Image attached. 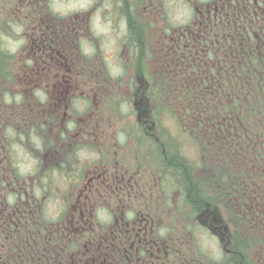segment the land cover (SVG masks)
<instances>
[{
	"label": "trees",
	"instance_id": "obj_1",
	"mask_svg": "<svg viewBox=\"0 0 264 264\" xmlns=\"http://www.w3.org/2000/svg\"><path fill=\"white\" fill-rule=\"evenodd\" d=\"M6 1L7 8L30 5L40 32L65 19L49 13L48 0ZM204 6H194L183 25L174 21L165 1L158 16L145 6L146 15L161 19L153 36L149 25L154 20L144 13L137 20L132 6L121 3L128 31L124 42L134 53L132 70L146 78L144 89L134 76L126 87L130 101L143 98L147 124L125 130L116 122L97 123L93 116L90 125L89 107L79 114L78 141L73 142L102 151L96 146L100 139L89 135L105 139L111 131L120 148L121 134L125 142H140L146 126L154 123L148 150L134 166L139 171L117 172L124 179L115 182L101 170L105 180L85 191L89 202L74 211L67 206L55 219L39 209L35 192L28 218L4 219L10 193L3 196L0 264H264V0H210ZM88 41L94 47L95 41ZM39 48L43 56V45ZM64 50L66 57L76 58L69 63L76 69L99 64L107 70L98 50L93 58L79 48L65 45ZM10 58L0 53L2 97L12 88V83L1 88L10 79L5 67ZM98 77L92 78L97 98L112 102L116 119L135 115L131 107L121 112L127 99L110 92L121 86L119 78L112 80L106 71ZM64 149L60 166L71 168L75 154ZM102 154L100 162L107 167L109 156ZM206 212L217 213L226 225L223 234L210 231Z\"/></svg>",
	"mask_w": 264,
	"mask_h": 264
},
{
	"label": "flooded vegetation",
	"instance_id": "obj_2",
	"mask_svg": "<svg viewBox=\"0 0 264 264\" xmlns=\"http://www.w3.org/2000/svg\"><path fill=\"white\" fill-rule=\"evenodd\" d=\"M23 1L26 0H19V3H23ZM125 1L128 7L132 6V12L135 13L134 18H137L138 20V18L141 17L140 11H142V13L145 11V0H136L138 2L137 6L135 0H112L113 7L111 10L116 11L123 19L126 18L121 14L120 5ZM148 2L153 3L154 1L152 0V2ZM16 6L17 5L11 8L5 7L7 10L6 13L2 12V6H0V31H2V29H8L7 24L3 22L4 20H7V17H4L7 13H10L9 16H14V18L17 14H20V16H18L20 19L19 21H26L27 25L30 27L29 31L31 32V36H28V38L34 36V39L31 38V40H29L31 45L30 56L24 59V68L15 71L13 77L14 80L11 84L12 88L10 93L12 95H15L17 92L23 93V103L19 106L15 104L11 106L5 105L1 100L2 94L0 93V184L3 181V177H5L11 179V183H14V187H16V190H13V194L16 196L17 200L11 208V213L7 214V216L12 217L13 220H19V217L24 216V209L20 202L23 197L28 199V189L32 190L34 176L30 175L21 177L17 174L8 150L10 141L5 138L4 129L8 126H12L17 132L23 133L25 137L28 136L32 129H35L42 137L44 141L43 154L36 152L31 144L25 143L24 146L33 156L41 158L42 164H40L39 170L36 174L40 173L42 175V184L44 185V174H47L50 169L59 167L54 165V163H57L58 160L65 162V146L68 152L75 153V150L73 149L75 143L73 141H78V136L75 130L73 132L67 130L65 122L69 120L78 121L80 119V113H77L74 110L71 112L68 111L70 108L69 100L73 96L79 95L89 101V98L84 94L85 92L89 94L93 90L97 97L95 85L90 87L92 88L91 90L85 91L87 79H90V81L93 82L92 78H97L99 75L105 73L104 71L97 70L96 66H93L92 64L93 68L91 70L76 69L75 65H69V63L76 58L72 56L66 57L64 50L65 45L69 50H73L74 47L78 49L79 37L82 36L79 31L82 26L88 24L95 9H91L90 15L86 16L85 23L55 21L53 25L48 23L45 26V31L40 32L37 23L34 21L35 17L33 16L32 7L23 4H21L19 8ZM24 9H27V12H24ZM38 13L42 14V11H39ZM82 14L79 17L84 19V15ZM77 17L78 16H75L74 18L78 19ZM76 25L77 27H75ZM42 45L44 55L39 56V46ZM56 57H59L62 62L56 60ZM69 67L71 69H69ZM9 74L10 77H12L13 71ZM130 74V76H135L134 71ZM81 77H83L85 85L80 83ZM23 82L26 84V87L23 86ZM82 86H84V88H82ZM34 89H42L45 91L50 98L49 102L43 105L40 104L33 95ZM91 116L92 113L88 115L90 125L93 120ZM62 133L64 134V138L61 136ZM93 137L99 138L100 141L105 140L106 146H109L110 141L108 136L104 139V136L94 134ZM90 138L92 137L90 136ZM67 141L70 143H67ZM96 146L98 145L96 144ZM100 167L95 165L94 168H89L92 172L87 176L88 179L86 184L82 186L84 187V190L90 191L97 189V181L102 177L97 174L100 170H103L102 174L106 173L108 180H112L114 177L115 178L112 181L115 182L117 178L124 179L121 176L119 177L117 172L115 175L111 174V170L115 169L112 165L106 168ZM74 178L75 177H72L70 180H73ZM102 180H105L104 177H102ZM124 183L125 182H123V184ZM81 196L82 193L79 192L78 197L76 198L78 204L82 200L89 202L87 194H84L82 199ZM20 221L21 220H19V222Z\"/></svg>",
	"mask_w": 264,
	"mask_h": 264
},
{
	"label": "rangeland",
	"instance_id": "obj_3",
	"mask_svg": "<svg viewBox=\"0 0 264 264\" xmlns=\"http://www.w3.org/2000/svg\"><path fill=\"white\" fill-rule=\"evenodd\" d=\"M153 1L156 2V4L154 5L152 3V7H149L150 3L148 1L144 2L146 8L148 7L147 9L152 10L158 16L159 14L157 13V11L161 13L160 8L162 5V2L165 1L167 8L169 9L170 13H172V17L174 21L177 22L178 24L183 25L186 21H189V18L191 16V11L194 10V6H196L198 9H202L203 7H205L204 5H206L210 0H191L187 2L188 4H186L187 0H153ZM135 2L137 6L138 2L136 0ZM7 3L8 1L6 0H0V6H2L3 13L7 12L5 8ZM103 3H104V0H96L95 5L92 8H90L88 11L73 13L69 15L67 18H65L66 19L65 22L69 23L70 21H72V22H78V23H85L86 20L83 18H80L79 16H81V14L83 13L82 15H84L83 17L85 18L86 16L90 15L91 9H95L93 14L91 15V17H93L95 13L97 12V10L102 7ZM146 12L147 10L143 12L146 19L148 17L149 21L154 20L155 25L153 27L152 25H149L150 27L149 30H151L149 34L154 36L156 27L161 26V19H156L157 16L155 15L151 18V13H148L146 15ZM143 13L142 11H140L141 16ZM9 14L10 13H7L4 17H9V19L16 20V21L20 20L18 18L20 14H17L15 18L14 16L10 17ZM137 14H138V11H137ZM75 16H78L77 20H73ZM121 18L122 17L116 11L105 10L101 15L100 24L97 28L98 34H95V35L93 34L90 28V20L87 26H82L80 32H82V29H84L83 31L84 36H87V38H89L90 41L92 40L95 41L94 42L95 48L94 47L93 48L95 49V51L98 50L100 54H102L104 59H107V61L105 62V64H107V67H108V57L112 58L113 64L118 63L122 66L124 73L122 76L118 77L120 80L121 86H117V87L112 86L110 89V92L112 94H117L120 97L127 99L126 102H124L122 105L121 112L126 113L130 109V107L136 111L135 115H132L129 119L118 120L116 119V115L112 114L113 112L112 102L109 99L104 100L103 98H97L98 96L96 97L95 92L93 90L89 94H87L86 92L84 94L86 95V97L89 98V101H90L89 107L91 108V111L88 112V114L92 113L91 117L93 116L94 118L96 117L97 123L101 122L105 124L106 122L113 126L114 123L116 122L118 127H121V129L123 128L125 130H128L130 127L132 129L136 125V123H140V122L146 123V117L149 111L147 112V106L145 105L143 98H137L138 97L137 96V97H134V100L130 101V96L128 95V88L126 86L130 79V75H131L130 73L133 72L132 57L134 56V53H131L129 51V49L126 46L127 43L124 42L125 37H127L128 31H126L124 34H120L121 33L120 32ZM125 22H126V19H125ZM109 24L111 25L110 28L108 27ZM75 27H77V25ZM29 28L30 27L27 25L26 36L28 40H31V38L34 39V36L28 38V36H31V32L29 31ZM125 28L127 30L126 23H125ZM30 49H31V45L29 41V44L27 45L26 49H24V51H22L18 56L12 57L9 59V63L6 64L5 67L7 66L8 69L6 70L9 73L13 71V76L10 77V79L6 83L4 84L1 83L2 89H5L6 85L12 83V81L14 80L13 77H14L15 71L24 68V59L30 56ZM98 66L100 65L98 64ZM102 66H104V64ZM83 77H81L80 83L85 85V81ZM112 80H115V79H112ZM134 81L139 84L140 88L143 87L144 89L146 85V78L144 77L143 74L141 73L136 74L134 76ZM87 83H89L88 80H87ZM90 87H92V83L86 86L85 91L91 90L92 88ZM82 88H84V86H82ZM149 125L150 124L146 126V129H145L146 131L144 130L145 132L143 134L144 137L140 142H137V141L135 142L132 139L130 140L126 139V142L124 140L123 143L119 141L121 145H120V148H118L116 145L117 141L114 138L115 134L109 131V141H110L109 146H106L105 140H102L97 143V145L102 148V151H105L108 154L109 156L108 162L112 163L113 161L114 168H118L116 172H120L123 170H128L130 172V170L132 169V172L138 173L139 167H134V166L136 165L137 158L142 156L144 154V151L146 152L148 150V141L146 139L149 138L150 133H151ZM154 126L155 125H153L152 128ZM102 128L107 129L106 125L103 126ZM89 136L93 137L94 135H89ZM138 153L140 154L138 155ZM96 157L97 155L95 154L94 157L81 161L77 158V156H73V159H75L76 164L72 166L69 171L64 172L63 176L57 175L56 172L54 174H51L49 177L47 175H44V181H43L44 185L42 184V175L40 173L34 175L33 183H35L37 187L42 189V186L46 187L48 185L47 189L44 191V194L42 196L40 195V197L38 198V200H40V203L43 204L42 208L47 213L48 218L55 219L59 216V215L57 216L56 214L57 212L62 211L67 206L71 208L70 205L74 203L75 196L78 194V191L80 192V190L82 189V186L85 184V182L88 179L87 176L92 172V170H90L89 168L90 167L94 168L95 166V165H92V163L94 162V159ZM110 163H109V167L111 166ZM100 166L101 165H99V167ZM102 167L105 168L103 164L100 168ZM71 174H76V179L73 182H76L79 184L69 185L67 183V180L65 179V177H68ZM0 188H1L0 197H2L5 195L6 190L10 188V182L6 181L5 183H1ZM30 203H28V199L25 197L20 202V204L22 205L24 209L23 211L24 216L19 217L20 219L22 218L23 220L24 218H28L27 214H30L29 213ZM105 219H106V216H102L101 220L104 221ZM204 219L206 223L210 225V228H211L210 231L212 230L216 234H223L225 232L226 225L223 222L219 223L216 212H206L204 215ZM4 246H5V243H1L0 249H4Z\"/></svg>",
	"mask_w": 264,
	"mask_h": 264
},
{
	"label": "clouds",
	"instance_id": "obj_4",
	"mask_svg": "<svg viewBox=\"0 0 264 264\" xmlns=\"http://www.w3.org/2000/svg\"><path fill=\"white\" fill-rule=\"evenodd\" d=\"M96 3V0H48V11L49 13L57 18H67L69 15L73 13L85 12L92 8ZM113 5L112 0H104V3L100 9L97 10L95 15L90 19V28L93 34L97 33V28L100 24V18L102 13L105 10L111 11ZM27 12V9L23 10ZM7 28L8 31H0V53H6L10 57L18 56L24 49H26L29 44V40L27 39L26 31H27V22L26 21H16V20H7ZM125 20L121 18L120 20V32L124 34L126 32L125 28ZM110 28L111 25L109 24ZM80 51L83 56L87 58H91L95 55V49L91 45V43L86 39L82 38L79 41ZM108 75L112 79H117L118 77L123 75V68L120 64H113L112 58L108 57V67H107ZM33 95L37 99L40 104H47L49 102L48 94L42 89H34ZM3 103L5 105H21L24 100L23 93L17 92L15 95L11 93L5 92L2 97ZM70 108L69 112L76 111L83 115L89 108V102L85 100L82 96H73L69 100ZM65 127L69 132H73L76 128V121H66ZM5 138L10 141L8 145V150L10 154V158L13 161V166L17 171V174L21 177L35 175L41 164V159L32 155L30 151L25 148V143L31 144L32 148L36 152L44 153V141L39 133L32 129L28 136L25 137L23 133L17 132V130L8 126L4 129ZM62 138H64V134H61ZM119 140L121 143L124 141L123 134L120 135ZM95 153L92 152L87 146L80 147L76 156L79 160L84 161L91 157H94ZM46 183V181H45ZM35 195L37 198L41 195V190L39 187L35 189ZM8 203L14 204L16 201V197L13 194H9L7 197ZM57 216L59 212L56 213ZM216 259H220V257H216Z\"/></svg>",
	"mask_w": 264,
	"mask_h": 264
}]
</instances>
